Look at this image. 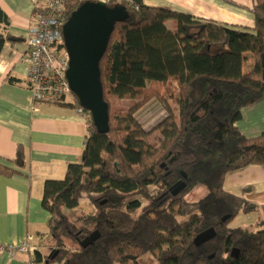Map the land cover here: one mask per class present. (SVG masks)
Wrapping results in <instances>:
<instances>
[{"label":"trees","instance_id":"1","mask_svg":"<svg viewBox=\"0 0 264 264\" xmlns=\"http://www.w3.org/2000/svg\"><path fill=\"white\" fill-rule=\"evenodd\" d=\"M79 6L70 4L68 14ZM128 19L114 26L100 60L107 134L89 122L82 160L61 180H46L41 206L49 236L37 264H264V229L230 227L257 207L223 189L225 177L264 167V133L246 138L236 127L242 110L264 97V0H254V28L236 29L125 0ZM0 10V54L9 37ZM253 61L250 71L243 66ZM128 100L130 109L117 104ZM155 100L165 117L145 131L135 113ZM77 108L72 94L70 103ZM157 143L150 141L153 133ZM25 168L17 147L12 176ZM179 183L184 188L173 195ZM198 186L205 196L186 197ZM85 203L91 211L68 213ZM228 216L225 221L224 217ZM215 236L196 247L194 238ZM98 237L85 248L91 233ZM39 248L46 249L40 252Z\"/></svg>","mask_w":264,"mask_h":264},{"label":"crops","instance_id":"2","mask_svg":"<svg viewBox=\"0 0 264 264\" xmlns=\"http://www.w3.org/2000/svg\"><path fill=\"white\" fill-rule=\"evenodd\" d=\"M142 1L149 7L184 13L218 25L254 28V0ZM44 2L0 0V10L9 22L6 29L9 39L0 54V165L14 168L17 147L23 148L25 157V168L19 174H0V246L17 245L27 235L34 236L40 245L45 243L50 216L41 206L43 183L63 179L69 164L81 162L88 134L89 122L77 108L36 103L27 86L26 38L34 24L35 10ZM252 66L249 57L243 71H250ZM71 101L72 98L65 103ZM236 127L246 138L264 133V97L242 110ZM223 189L255 205L257 212L243 218L252 220L249 225L261 223L264 229V167L247 166L229 173ZM32 260L28 255L11 256L0 250V264H37Z\"/></svg>","mask_w":264,"mask_h":264},{"label":"water","instance_id":"3","mask_svg":"<svg viewBox=\"0 0 264 264\" xmlns=\"http://www.w3.org/2000/svg\"><path fill=\"white\" fill-rule=\"evenodd\" d=\"M127 19L128 12L120 5L84 2L70 13L62 26L64 47L69 59L66 80L79 107L90 114L92 125L98 134H107L109 130L108 106L103 100L99 63L115 24ZM183 188L184 183H179L172 194L177 195ZM227 218L228 216L224 217L222 221ZM214 236V230L208 229L198 234L193 244L199 247ZM97 237V232L91 233L80 243V247H87Z\"/></svg>","mask_w":264,"mask_h":264},{"label":"built area","instance_id":"4","mask_svg":"<svg viewBox=\"0 0 264 264\" xmlns=\"http://www.w3.org/2000/svg\"><path fill=\"white\" fill-rule=\"evenodd\" d=\"M125 0H45L41 7L36 8L34 24L28 30L26 38L27 51V86L36 103H65L72 98L66 80L69 59L64 47L62 26L67 20V7L72 3L79 5L84 2H100L107 6L120 5ZM70 15V14H69ZM91 122V116L85 110L78 109ZM39 243L32 235L17 244L0 246V250L14 256L17 254L33 257Z\"/></svg>","mask_w":264,"mask_h":264},{"label":"rangeland","instance_id":"5","mask_svg":"<svg viewBox=\"0 0 264 264\" xmlns=\"http://www.w3.org/2000/svg\"><path fill=\"white\" fill-rule=\"evenodd\" d=\"M117 106L121 107L124 111H127L128 109H130L131 103L128 100H123L118 102ZM164 117L165 112L163 108L155 100L149 101L135 113L136 120L144 128L145 131H151ZM158 137V133L155 132L151 135L150 141L153 143H157ZM205 194L206 190L202 186H198L191 191L186 199L190 202H194L205 196ZM82 205L85 207V210H83L81 207L80 210L68 213L70 219L80 218L82 216L81 211L88 213L86 211L89 210V208L87 209L85 203H83ZM243 217V215L237 216L235 220L230 224V227H240L247 231H255L257 229V226L249 225L252 220H245V218Z\"/></svg>","mask_w":264,"mask_h":264}]
</instances>
